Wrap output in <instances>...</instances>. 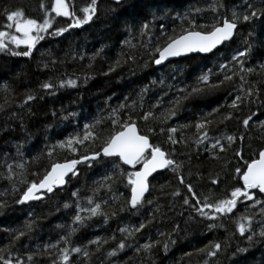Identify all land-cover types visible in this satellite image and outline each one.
Wrapping results in <instances>:
<instances>
[{
  "label": "trees",
  "instance_id": "obj_1",
  "mask_svg": "<svg viewBox=\"0 0 264 264\" xmlns=\"http://www.w3.org/2000/svg\"><path fill=\"white\" fill-rule=\"evenodd\" d=\"M43 2L45 8H50L51 0ZM68 2L72 6L70 10L82 16L80 9L90 0ZM247 2L254 8H264L262 0ZM40 3L41 0H0V30H6L3 28L7 23L5 9L21 8L26 17L40 19ZM233 11L237 15L244 13L245 0H120L119 4L114 0H97L95 14L88 23L70 28L59 36L46 35L30 57L0 52V201L6 204L0 209V255L11 256L13 260L19 256L25 264H51L55 249L53 256L41 254L31 262L27 261L25 253L35 252L38 247L43 252L44 244L55 243L72 227L76 231L70 237L69 246L87 245L90 253L87 261L83 256L71 254L72 264H264V237L259 235L264 231V215H261L264 205L252 206V201L240 198L232 213L215 221L204 219L182 203L187 193L177 179L178 175L182 176L201 200L204 196L212 200L224 197L233 187L242 185L234 169L243 170L245 161L264 149V127L259 124L264 120V69L259 67L264 63V15L247 22L238 20L233 36L211 54H191L160 68L148 56L154 46L164 41L160 35L161 24L166 33L171 34L173 29L179 32L181 26L188 27L178 16L187 15L198 25H209L225 17L231 19ZM145 20L150 21L149 29L141 34L139 24ZM71 22L69 18L56 17L53 27ZM129 24L130 32L126 30ZM249 46L250 51L238 60H243V67L253 71L243 72L231 57L237 50L243 51ZM20 50H24L23 46L17 49ZM128 55H133L135 60L128 61ZM118 58L119 65L108 71ZM221 64L225 67L220 68ZM205 72L209 74L207 86L197 82ZM225 75L231 79L220 83ZM68 79H75L76 85L51 90L39 87L44 81L57 84ZM253 84L259 90V100L254 104L238 102L237 109L230 108L241 85L246 90ZM194 86L203 91L192 94ZM145 87L147 90L142 91ZM26 94H34L36 98L24 103ZM121 104L125 107H120ZM214 108L218 111L207 116ZM113 109L117 112L112 118H119L122 123L131 116L139 132L148 135L151 144L161 146L170 158L181 163L177 173L166 168L149 180L142 207L133 209L126 204L130 196L126 174L140 165L132 169L117 160L125 175H113L109 181L104 177L115 173L116 169L108 159L100 163L93 161L91 166L86 162L78 164L77 175H70L64 187L46 193L41 200L16 203L26 185L16 176L8 178L6 164H12L16 172L19 170L15 163L27 161L24 179L31 182L42 176L53 161L62 162L98 150L101 141L95 144L86 141L78 146L76 153L55 148L51 157L46 155L48 146L70 135H82L85 123L99 121L95 131L106 137L114 127L109 118ZM170 110L175 111L174 116L168 115ZM144 112H151L153 116L141 120ZM251 112L256 115L245 127L241 120ZM228 113L231 119H223ZM202 117L213 123L206 125L209 138L196 145L194 125ZM171 127L177 131L168 133ZM149 128L153 132L149 133ZM169 135L177 140L176 144L168 141ZM227 135H234L236 139L230 146L227 140L221 139L225 151L211 147L215 139ZM18 148L22 155L18 154ZM237 150L241 152L240 157L235 155ZM33 172L37 175L33 176ZM212 178H217L216 185L211 183ZM105 184L110 185L111 191L101 186ZM177 189L180 195L173 196ZM74 191L76 197L72 196ZM251 191L258 193V190ZM113 195L118 199L114 201ZM89 196L94 201L92 205L88 204ZM255 198L264 201V195L258 194ZM149 199L151 204L146 202ZM66 202L71 207L64 208ZM77 202L81 209L99 203L100 214L92 216L88 211H80L82 223H74ZM242 216L251 217V231L244 235L236 226L238 220L249 223L241 220ZM142 222L145 227L131 236L119 231L122 227L133 229ZM208 224L215 226L208 228ZM18 231L25 235L13 242L12 237ZM249 235H252L251 241ZM126 236V247L115 256H108ZM96 237L102 240L99 250L97 245L88 243ZM144 243L152 247L146 251L140 247ZM210 243L221 245L215 256L197 251ZM238 248L246 251L238 252Z\"/></svg>",
  "mask_w": 264,
  "mask_h": 264
},
{
  "label": "snow or ice",
  "instance_id": "obj_2",
  "mask_svg": "<svg viewBox=\"0 0 264 264\" xmlns=\"http://www.w3.org/2000/svg\"><path fill=\"white\" fill-rule=\"evenodd\" d=\"M114 3L119 4L120 0H114ZM246 3V11L240 15H237L235 11L231 13V19L225 17L222 20H217L216 22L204 25V24H196L194 19H189L187 15L180 17L183 21H186L188 27L185 28L181 26L179 32H176L173 29L171 34H167L165 30V26L163 24L160 25L161 32L160 35L164 37L163 43H158L154 46L151 51L148 52L149 59L151 62L157 66H161L165 61H168L170 58L180 57L182 55H186L188 53L198 52V53H209L222 42L229 40L233 36L234 29L237 27V21H251L253 18H259L260 15H264V8L257 9L252 6L251 3ZM264 3V0H262ZM97 0H90L87 6L80 9L82 16H77L75 10L72 9V6L68 2V0H51L50 8H45V4L43 0L40 3V9L42 12V17L40 19L26 17L23 9L15 8V9H5L4 15L6 19V24L3 25V28L6 30H0V52L11 55V56H20V57H30L33 49L39 43V41L43 40L45 36H59L62 33L68 31V29L73 27H79L83 24L88 23L92 16L96 11ZM195 11H200V9H196ZM212 11H216V7H212ZM54 14V15H53ZM56 17H66L69 18L72 22L67 23L66 26L53 27ZM153 19L156 17L153 14ZM150 21L145 20L144 22L139 24V32L141 34H146V30L149 29ZM51 30V31H50ZM126 30L131 31V26L126 25ZM124 43H128L125 41ZM23 46L24 50L17 51ZM250 51V46L245 48L243 51L237 50L236 53L231 57L233 61H236L243 72H252V68H244L243 60H238V57H244ZM128 61H134L135 57L133 55L127 56ZM120 63L119 58L116 62H114L108 69V71H113L116 66ZM47 65H45L46 67ZM220 68H224L225 65L221 64ZM261 69H264V63L259 65ZM231 77L225 75L224 81L230 80ZM241 81H244V77H240ZM209 74L208 72L203 73L197 78L198 84L208 85ZM77 81L75 79L68 80H60L57 84H53L50 81H44L40 84V88L43 90H51L54 87H64L65 85L69 87L75 86ZM152 83H155L153 81ZM163 83V81H161ZM211 87V86H210ZM143 89L142 91H146ZM183 91V90H181ZM203 91L200 87H192L191 93L196 94ZM34 94H26L24 103H28L35 99ZM259 100V90L256 88L255 84H253L248 89H244L243 85L238 89V94L234 97L229 105L230 108L237 109L238 102L239 104H254ZM179 103V100H177ZM120 107H125L124 104H121ZM217 109H212L211 113L206 114L207 116L216 113ZM117 109H113L112 114L110 115L111 123L114 126L112 131L106 136L102 137L96 131V125L99 121H95L92 124L85 123L83 124V134L70 135L66 137L64 140L57 141L55 145L48 146V151L46 153L47 156L51 157L53 150L55 148H66L72 153H76L78 150V146L84 145L86 141L95 144L98 140L101 141L99 149H93L90 153L85 152L82 155H79L78 158L68 159L64 162H51L49 169L40 176L37 180H33L31 182L26 181L24 179L25 173V165L27 161L15 163V168L19 171L13 172V165L6 164L8 169V178L11 179L13 176H16L17 179L21 181V183H25V190L20 195V198L16 201V203H24L30 200H38L44 194L51 193L53 188L56 186H62L65 184V177L71 174V176L77 175L76 166L78 164L86 162L89 166H91L92 162L95 161L100 163L101 161L108 159V162L112 164L113 168L116 169V172L113 174H109L104 177L105 180H112L113 175L124 176L125 173L120 171V163L122 162L124 165H130L135 167L136 165H140L139 170L128 172L126 174L127 177V186L130 188V196L126 201V204L131 208L136 209L138 207H142L145 200V193L148 191V177L155 172L157 169H165L169 168L174 173H177L181 167V163H178L174 159L170 158V154H167L164 150H162L161 146L151 144L149 142V137L146 134L138 133L136 127V121L131 116H127L122 123L119 122V118H112L115 116ZM55 115V114H53ZM73 115V114H70ZM169 116H174L175 111L170 110ZM256 115L255 112H251L245 118L241 120L243 126H249V122ZM153 114L151 112H144L140 117L141 120H147L152 117ZM223 119H231V113L224 115ZM223 122V121H221ZM213 123V121L208 120L206 117H202L197 123H195L194 127L197 130V138L195 141L196 145H200L207 140L208 132L206 129V125ZM259 124L264 127V120L259 121ZM186 127V126H181ZM161 132L164 131L163 128L160 129ZM168 133H174L177 131V128L171 127L167 129ZM148 132H153L152 128L148 129ZM221 139H225L228 141V146L235 141L236 137L234 135L222 136L221 138L215 139V143L211 145L212 148L219 147L220 151H225V146L221 144ZM240 139H243L241 135ZM168 141L172 144H176L177 140L174 139L171 135L168 136ZM180 142H183L182 140ZM207 147V146H206ZM174 151V149H173ZM19 155V148L17 150ZM237 157L241 156V152L237 150L235 152ZM116 158V159H113ZM33 160L36 158L33 157ZM117 160L119 162H117ZM234 172L239 175V180L242 181V185L238 187H233L229 193H227L224 197L212 200L210 196H204L203 200H201L197 194L194 192L191 184H185L184 178L182 176H177L180 184H183L187 195L183 196L182 203L184 205L190 206L193 211L200 217L208 220H218L222 216H226L233 212V209L236 207L237 202L240 198L243 200L252 201V206L255 205H264V201L259 198H255L258 194L264 195V149H260L258 154L251 158L248 161H245V165L243 170L240 167H236ZM33 176H36L37 173L33 172ZM217 178H212L211 183L213 185L217 184ZM102 187L108 188L111 191L110 185H101ZM15 190V189H14ZM251 190H258V193H254ZM173 196H179L180 192L177 189L172 193ZM72 196L76 197L77 192H72ZM112 199L115 201L118 199L115 195H113ZM191 200V203H190ZM87 201L89 205L94 204V201L91 196L87 197ZM148 204L152 203V200L146 201ZM106 203V202H105ZM6 207V204L3 201H0V209ZM64 208H69L71 205L69 203H65L63 205ZM77 212L74 215L73 222L76 224L82 223V217L80 216V211H88L92 216H96L100 214L99 203H95L93 207L87 209H81L79 203L77 202L75 205ZM206 209L208 211H206ZM123 210V208H121ZM115 215V212L112 213ZM261 215H264V206L261 207ZM192 217H189L191 219ZM241 220L248 221V224L241 223L236 221L237 230L241 235H244L246 232L251 231L250 221L251 217L242 216ZM105 220H107V214H105ZM214 224H208V228L214 227ZM145 227V224L142 222L138 227L133 229H129L127 227H122L119 229L121 234L127 233V236L133 235L135 232H140L141 229ZM178 227V226H177ZM175 230V229H174ZM76 231V228H69L68 233L64 236H60L59 239L55 243H46L43 245V252L37 248L35 252L25 253L27 257V261L31 262L34 260V257L39 256L41 254L53 256L52 250L55 249V256L51 259V264H72L71 254L75 253L77 256H83L85 261L90 256V253L87 249V245L81 246H72L70 247V237ZM25 235V232L18 231L13 237L12 241H18L21 237ZM163 235V233H161ZM261 237H264V231L259 233ZM127 236L122 239L116 246L115 249L108 252V256H115L118 250H122L126 247L125 240ZM110 239H115V237H111ZM248 240H252V235L248 236ZM102 240L100 237H96L94 240H90L89 244L97 245V250H99V246ZM107 242V241H103ZM63 244L62 247H58V245ZM144 250H149L152 245L149 243H144L140 246ZM165 248H167V244H165ZM221 248L220 243H210L206 245L204 249H198L197 251L205 252L207 256H215L216 252ZM139 250V249H138ZM238 252H244L246 249H237ZM0 264H25V261L17 256L15 260L9 256V258H5L3 255H0Z\"/></svg>",
  "mask_w": 264,
  "mask_h": 264
},
{
  "label": "water",
  "instance_id": "obj_3",
  "mask_svg": "<svg viewBox=\"0 0 264 264\" xmlns=\"http://www.w3.org/2000/svg\"><path fill=\"white\" fill-rule=\"evenodd\" d=\"M224 42H225V41H224ZM224 42H222L220 45H218L216 48H214V49H213L211 52H209V53H199V54H203V55L211 54V53L214 52L216 49H218V48H219ZM191 54H198V52L188 53V54H186V55H182V56H180V57L170 58L168 61H165L163 65H161V66H157V65H155V66L158 67V68H160V67L165 66V65L168 64L169 62L175 61V60H177V59L183 58V57L188 56V55H191ZM136 127H137V130H138V133H140L137 125H136ZM140 134H141V133H140ZM149 142L151 143L150 139H149ZM162 150H163V149H162ZM62 162H64V161H62ZM58 163H59V162H58ZM127 166H129V167L132 168V169H134V168L136 167V166L133 167V166H130V165H127ZM140 167H141V166H139V168H140ZM139 168H137L136 170H139ZM165 169H166V168H165ZM165 169H157L155 172H153V173L148 177V185H149V180H150L153 176H155L157 173H159V172H161V171H163V170H165ZM136 170H135V171H136ZM70 175H71V174H69L68 176L65 177V181H66V182H67V178H68ZM66 182H65V184L62 185V186H56V187H54V188H53V191H54L56 188H62V187H64V186L66 185ZM148 190H149V187H148ZM53 191H52V192H53ZM52 192H51V193H52ZM147 193H148V191L145 193V196H146ZM44 195H45V194H44ZM44 195H43L40 199H38V200L43 199ZM145 196H144V197H145ZM38 200H30V201L24 202V204H28V203H31V202H35V201H38Z\"/></svg>",
  "mask_w": 264,
  "mask_h": 264
}]
</instances>
